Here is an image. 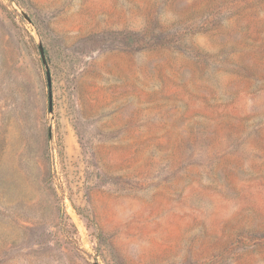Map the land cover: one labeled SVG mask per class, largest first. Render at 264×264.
<instances>
[{
    "label": "rangeland",
    "instance_id": "374dc122",
    "mask_svg": "<svg viewBox=\"0 0 264 264\" xmlns=\"http://www.w3.org/2000/svg\"><path fill=\"white\" fill-rule=\"evenodd\" d=\"M0 264H264V0H0Z\"/></svg>",
    "mask_w": 264,
    "mask_h": 264
},
{
    "label": "water",
    "instance_id": "95a60500",
    "mask_svg": "<svg viewBox=\"0 0 264 264\" xmlns=\"http://www.w3.org/2000/svg\"><path fill=\"white\" fill-rule=\"evenodd\" d=\"M41 51H42V53H43V49H42V47H41ZM49 110H50V113L53 112V104H52V100H51V95H50V101H49Z\"/></svg>",
    "mask_w": 264,
    "mask_h": 264
}]
</instances>
